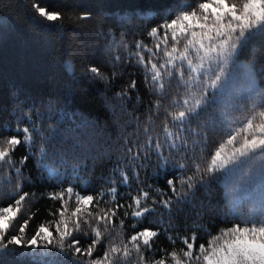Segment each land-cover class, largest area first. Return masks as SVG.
<instances>
[{
	"label": "snow or ice",
	"instance_id": "6c2138e0",
	"mask_svg": "<svg viewBox=\"0 0 264 264\" xmlns=\"http://www.w3.org/2000/svg\"><path fill=\"white\" fill-rule=\"evenodd\" d=\"M33 8L48 21L61 19L59 11H49L37 4H33ZM150 14L162 21L147 30L146 39L151 40V46L134 36L131 43L124 34L111 38L105 36L107 53L117 50L124 53L123 57L119 54L109 56L108 62L114 68L121 63L125 67L139 66L152 95L167 98L173 85L177 89L172 97V110L165 109L163 138L147 135L143 142L137 139L132 146L125 142V156L134 182L140 180L137 167H151L154 177H164L166 185L162 189L148 184V191L139 187L137 194L131 196L132 203L127 206L132 209L131 216L142 218L153 213L160 230L165 234L177 233L175 239L168 236L173 244L178 239L184 245V248L167 254L174 264H264V205L259 210L253 205L242 211L236 197L238 183L234 182L247 183L257 172L264 174V87L260 86L264 84V63H258L255 49L252 59L241 60L255 39L264 36V0H196L195 5L182 0L174 11ZM90 15L84 13L83 18ZM121 22H125L124 18ZM65 70L75 73L70 63L65 65ZM84 73L106 82L109 80L96 66L86 67ZM117 75L116 71L112 72L113 78ZM241 77L243 85L237 89ZM136 87V81L132 80L117 95L127 96L129 90ZM160 106V99H157L154 107L159 110ZM149 112L148 121L151 123V108ZM237 112L242 115L236 117ZM34 114H37L35 107L30 113H22L15 134L0 139V171L10 169L15 172L16 183L11 193L14 196L19 192L21 182L30 179L24 177L17 165H25L29 155L32 156L39 163L38 171H46L50 180H59L56 186L60 190L48 195L53 200L62 201L63 206L52 213L59 219L47 222V226L40 224L30 237L25 231L27 219L16 229V234L8 235L11 222L20 213L29 193L19 195L14 207L9 205L0 209V254L32 250L33 255L45 256L49 254L47 250L53 248L65 255L71 254L74 264H121V257L127 259L133 254L135 259L131 264H166L163 258L145 259L144 255L145 252L154 255L157 251L153 244L158 231L146 228L132 235L122 246L111 242L114 238L110 229L112 218L117 210L124 208L117 202L116 180H107L105 183L110 186L100 189L96 195H81L72 186L62 187L65 182L71 184L70 173L76 176L77 186H90V181L83 179L81 162L72 164L64 172L51 165L50 161L57 157L62 164H67L68 159L61 150L63 146H58L59 137L49 129H42L33 119ZM169 120L177 129L175 134L169 127ZM24 122L29 126L20 127ZM218 129L221 142L213 149L210 133ZM45 132L49 134L45 135ZM144 132L148 133V124H145ZM185 132L189 135L185 136ZM17 146H23L28 155L13 159ZM153 157L154 164L150 163ZM117 170L119 183L130 187V177L120 163L114 172ZM190 171L191 175L188 174ZM221 179L228 189L229 203L218 209L217 214L224 223H232V226L219 228L218 233L212 235L211 229L203 223L199 227L187 225L192 234L181 237L172 223L173 213L182 211V205H192L200 189L211 197L213 182ZM82 190L88 191L87 188ZM130 195V192L120 194L121 197ZM73 197L75 207L69 213L68 202ZM108 197L111 206L100 208L102 201L106 205L109 203ZM88 206L99 208V211H90ZM200 207L211 208L210 200L201 202ZM128 215L125 211L124 216ZM200 215L202 213H198V218ZM235 220L239 223H234ZM119 222L124 224L123 219ZM197 231L201 232V238L208 236L209 239L207 245L201 243L194 251ZM106 233L109 234L107 248L102 256L93 257ZM85 238L88 242L82 244L81 240Z\"/></svg>",
	"mask_w": 264,
	"mask_h": 264
},
{
	"label": "trees",
	"instance_id": "16d2710c",
	"mask_svg": "<svg viewBox=\"0 0 264 264\" xmlns=\"http://www.w3.org/2000/svg\"><path fill=\"white\" fill-rule=\"evenodd\" d=\"M181 2L182 0H0V139L14 135L22 113H30L35 107L37 114L33 115V119L42 129H49L59 137L58 146H63L61 150L68 159L67 164H62L57 157L50 161L51 165L64 172L72 164L81 162L83 179L90 181V186H77L76 176L70 173L71 184L65 182L62 187L72 186L81 195H96L100 189L110 186L105 183L107 180H116L117 202L124 205V208L117 210L116 216L112 218L110 229L114 238L111 242L122 246L128 243L132 235L146 228L158 231L153 244V249L157 251L154 255L152 252H145L144 255L145 259L163 258L166 264H174L168 253L184 248L181 240L177 239L173 244L168 238L171 235L175 239L177 233L165 234L160 230L155 214L147 213L142 218H135L131 216L132 209L127 207L132 203L131 196L137 194L139 187H143L145 191H148V184L165 188L164 177H154L151 167H137L140 180L138 183L134 182L133 172L125 156V142L132 146L137 139L143 142L147 135L163 138L165 109L172 110V97L177 89L173 85L171 95L161 98L159 94H150L139 66L125 67L121 63L114 68L108 62L109 56L119 54L123 57L124 53L120 50L107 53L108 41L105 36L111 38L113 35L118 37L124 34L129 37L130 43L134 36L151 46V40L146 39L147 30L162 21L154 19L150 13L174 11ZM188 2L195 5L196 0ZM33 4L49 11H59L61 19L46 20L36 12ZM84 13L91 15L85 19ZM122 18L124 23L121 22ZM90 37L99 43V50L95 53L85 45ZM253 49L256 50L258 63H264V36L255 39L241 60L247 62L252 59ZM147 57L148 54L145 53V59ZM69 63L74 66V74L65 70V65ZM88 66L99 67L109 80L106 82L86 75L84 69ZM113 71L118 73L114 78ZM132 80L137 83L136 89L129 90L127 96H118L117 93L127 88ZM257 82L260 83L259 75ZM260 86L264 87V84ZM157 99H160L161 104L159 110L154 107ZM150 108L151 123L148 121ZM241 115L239 112L235 113L236 117ZM145 124H148L147 134L144 132ZM24 126L29 125L27 122L20 124V127ZM237 126L239 125H233ZM169 127L174 134L177 132L170 120ZM47 134L49 133L45 132ZM184 135L189 134L185 132ZM220 136L219 129L210 133L213 149L221 142ZM189 144H192L191 139ZM25 155H28L26 149L17 146L13 159L19 160ZM118 163L128 173L130 187L119 183V171L114 172ZM150 163H155V157ZM17 166L21 167L24 177L30 179L22 181L19 192L13 196L11 193L16 183L15 172L10 169L0 171V206H7L24 192L29 193L21 209L24 210L22 223L25 219L28 220L25 231L30 237L40 224L47 226V222L59 219L58 215L54 217L52 213L60 209L63 202L53 200L48 195L60 190L56 186L59 180H50L46 171H38L39 163L30 155L25 165ZM188 174L191 175V171ZM83 188L88 191H83ZM129 192L130 196H120L121 193ZM107 199L109 203L106 205L102 201L100 208L111 206V198ZM259 199L248 193L238 201L242 211H247L253 205L259 210L261 204L264 205V200ZM209 200L212 207L202 209L201 202L207 203ZM228 203L229 193L223 179L214 181L211 197L204 190H198L192 205H182V211L173 213L172 223L181 237L192 234V230L186 228L187 225L195 224L199 227L201 223L215 235L219 228L232 226V223H224L223 218L217 214V210L223 209ZM88 210L99 211V208L88 206ZM125 211L129 213L127 217L124 216ZM198 213H202L199 218ZM120 219L124 220L123 225L120 224ZM233 222L239 223L238 220ZM13 234L16 231L10 229L8 235ZM196 235L194 251L201 243L207 245L209 239L208 236L201 238L200 231ZM86 242L87 238L81 240L82 244ZM108 243L109 234L106 233L105 239L97 245L93 257L102 256ZM128 247L131 249V244ZM47 251L49 254L45 256L33 255L32 250L0 254V264H74L71 254L65 255L53 248ZM133 259L135 254L127 259L121 257V264H131Z\"/></svg>",
	"mask_w": 264,
	"mask_h": 264
},
{
	"label": "rangeland",
	"instance_id": "374dc122",
	"mask_svg": "<svg viewBox=\"0 0 264 264\" xmlns=\"http://www.w3.org/2000/svg\"><path fill=\"white\" fill-rule=\"evenodd\" d=\"M103 19V18H101ZM87 47H91L92 49V53H95L99 50V43L96 39H94L93 37H90L89 42L85 44ZM243 85V79L242 77L238 79L237 82V89H239L240 87H242ZM5 173H7V170L5 171ZM235 183H238V187L236 188V197L239 199L241 198V196L245 195V194H253L255 195V197H257L258 199L260 198L261 200H264V174H261L259 172L256 173L255 176H253L252 179H250L247 183H243V184H239L238 180L234 181ZM67 198V197H66ZM259 199V200H260ZM258 200V202H260ZM14 201L9 202V205H12L13 207L14 205ZM261 203V202H260ZM262 205V204H261ZM7 206H0V209L7 207ZM75 207V198L73 197L71 200H69L68 202V211L69 213L71 211L74 210ZM23 209H21L20 213L17 214V217L14 221L11 222V230L16 231V229L20 226V224L22 223V220L24 218V210L22 212ZM9 229V230H10ZM52 230V229H50Z\"/></svg>",
	"mask_w": 264,
	"mask_h": 264
}]
</instances>
